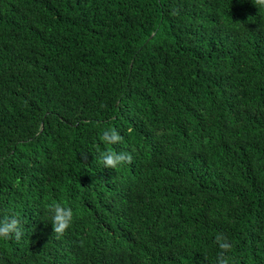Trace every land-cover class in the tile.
I'll use <instances>...</instances> for the list:
<instances>
[{"label":"trees","instance_id":"16d2710c","mask_svg":"<svg viewBox=\"0 0 264 264\" xmlns=\"http://www.w3.org/2000/svg\"><path fill=\"white\" fill-rule=\"evenodd\" d=\"M108 147L132 162L104 168ZM53 202L74 211L62 235ZM9 214L23 235L0 240V264H264V9L0 0Z\"/></svg>","mask_w":264,"mask_h":264},{"label":"clouds","instance_id":"9594fccd","mask_svg":"<svg viewBox=\"0 0 264 264\" xmlns=\"http://www.w3.org/2000/svg\"><path fill=\"white\" fill-rule=\"evenodd\" d=\"M255 6L259 10L264 9V0H255ZM100 139L105 145L109 146L122 143L123 140L121 134L115 128L105 130ZM132 159L133 157L130 153L116 151L112 147L102 151L99 157L102 166L111 170L130 164ZM48 213L55 234L62 235L72 227L75 218L74 211L68 204L53 202L48 207ZM22 235V226L15 214L5 215L0 218V240H20ZM215 241L222 253L231 251L230 241L224 234H217ZM217 264H227V259L223 254L218 257Z\"/></svg>","mask_w":264,"mask_h":264}]
</instances>
